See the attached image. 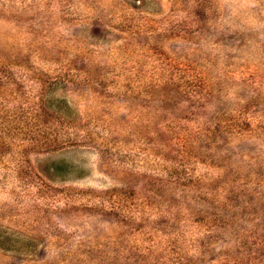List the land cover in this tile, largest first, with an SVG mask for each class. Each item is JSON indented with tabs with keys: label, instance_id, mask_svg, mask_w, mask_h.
Returning a JSON list of instances; mask_svg holds the SVG:
<instances>
[{
	"label": "rangeland",
	"instance_id": "1",
	"mask_svg": "<svg viewBox=\"0 0 264 264\" xmlns=\"http://www.w3.org/2000/svg\"><path fill=\"white\" fill-rule=\"evenodd\" d=\"M0 264H264V0H0Z\"/></svg>",
	"mask_w": 264,
	"mask_h": 264
}]
</instances>
